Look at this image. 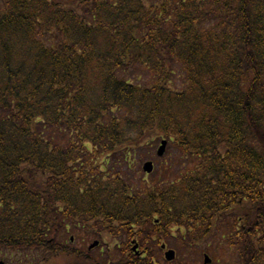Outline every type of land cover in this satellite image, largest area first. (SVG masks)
I'll list each match as a JSON object with an SVG mask.
<instances>
[{"label": "trees", "instance_id": "trees-1", "mask_svg": "<svg viewBox=\"0 0 264 264\" xmlns=\"http://www.w3.org/2000/svg\"><path fill=\"white\" fill-rule=\"evenodd\" d=\"M151 137L181 168L133 182ZM214 232L264 264V0H0L7 264H193L161 245Z\"/></svg>", "mask_w": 264, "mask_h": 264}, {"label": "rangeland", "instance_id": "rangeland-1", "mask_svg": "<svg viewBox=\"0 0 264 264\" xmlns=\"http://www.w3.org/2000/svg\"><path fill=\"white\" fill-rule=\"evenodd\" d=\"M142 75L144 77H142L145 81H147L149 79V76H147L145 74L144 71H142ZM174 84L176 85V87H180L181 84V80L180 79H176ZM151 141H154L155 144H149L150 146L146 147V148H140L139 149V155H137L136 157H134L132 159V161H130V163H127V165L129 166L126 171V173H128V175L130 176V178L133 180V182H137L140 179H143L145 181H149L151 176L153 175V173H157L156 176V181H159L160 178L157 177H161V175L166 172V170H168L167 172L170 173L171 171H175L177 168H181L180 166L174 165V166H169V163L172 162V158H174V155H176V151H175V147L171 148L170 153H167L168 151V147H169V142L167 143L166 146V153L164 154V156L162 158H157L156 157V149L159 146V143L161 140H166L163 137L159 138L157 143L156 140H154L152 137L149 139H146V143H149ZM148 149V152L146 151ZM149 153V154H148ZM139 157V159H138ZM175 159V158H174ZM145 161H151L153 163L154 166V170L151 174L146 175L145 173H143L142 171V164ZM126 165V166H127ZM176 178V177H175ZM175 178H171L168 177L169 180H173ZM87 231L84 230L82 231V233L78 234L75 238H72V246L76 249L82 250V251H86V249L88 247H90L95 241H93L90 237L91 235L86 234L85 233ZM173 234L175 235L176 230L173 229ZM215 237L212 238L210 241H208V243H203L201 245L198 246V248L195 250H188V252H182L181 255H179V252H177V249L172 248L170 245H165L164 249L162 250V258H163V253L167 252V250H173L175 252V257L176 258H181V256H183L184 259H187L188 262H192L193 264H203L204 261V255H206L211 261L209 264H211L212 262H219L222 264H235V259H234V255L235 252L234 250H232L224 240H226L229 237V234L227 232H214ZM223 238V239H222ZM135 242V241H134ZM105 243V244H104ZM138 243L135 242L134 244L131 243L132 247H131V251L132 248L134 247V245H137ZM107 247H106V246ZM113 242L109 241L108 238L106 237L105 239H103V242L100 244V247L107 249L108 247H112ZM99 246V241H98V245L95 246L94 248L90 249V251H94L97 249V247ZM138 251H139V246H138ZM196 251V252H195ZM2 254V258L0 257V262L7 264L6 262V258H9L10 255H7L5 253H1ZM64 262H58V264H63Z\"/></svg>", "mask_w": 264, "mask_h": 264}, {"label": "water", "instance_id": "water-1", "mask_svg": "<svg viewBox=\"0 0 264 264\" xmlns=\"http://www.w3.org/2000/svg\"><path fill=\"white\" fill-rule=\"evenodd\" d=\"M166 145H167V142L165 140L161 141L160 143V146L158 147L157 151H156V155L157 157H162L166 151ZM142 171L146 174H151L152 171H153V164L152 162L150 161H147L143 164L142 166ZM135 242L133 241V244ZM98 242L95 241L89 248L92 249L94 248L95 246H97ZM138 248V245H134V247L132 248V251L136 253V255H139L136 250ZM175 257V253L173 250H168L167 252H165L164 254V258L166 259V261H172ZM210 259L204 255V261H203V264H209L210 263ZM2 264V263H0Z\"/></svg>", "mask_w": 264, "mask_h": 264}]
</instances>
